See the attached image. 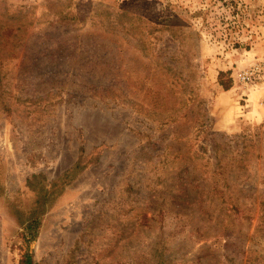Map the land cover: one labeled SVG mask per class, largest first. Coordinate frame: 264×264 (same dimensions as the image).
Returning <instances> with one entry per match:
<instances>
[{
  "label": "rangeland",
  "instance_id": "obj_1",
  "mask_svg": "<svg viewBox=\"0 0 264 264\" xmlns=\"http://www.w3.org/2000/svg\"><path fill=\"white\" fill-rule=\"evenodd\" d=\"M25 254L264 264V0H0V264Z\"/></svg>",
  "mask_w": 264,
  "mask_h": 264
},
{
  "label": "trees",
  "instance_id": "obj_2",
  "mask_svg": "<svg viewBox=\"0 0 264 264\" xmlns=\"http://www.w3.org/2000/svg\"><path fill=\"white\" fill-rule=\"evenodd\" d=\"M21 264H35L30 254H25L22 257Z\"/></svg>",
  "mask_w": 264,
  "mask_h": 264
},
{
  "label": "built area",
  "instance_id": "obj_3",
  "mask_svg": "<svg viewBox=\"0 0 264 264\" xmlns=\"http://www.w3.org/2000/svg\"><path fill=\"white\" fill-rule=\"evenodd\" d=\"M252 74H250L249 72H244L242 74L239 75L240 79L243 81V82H250L251 79H252Z\"/></svg>",
  "mask_w": 264,
  "mask_h": 264
}]
</instances>
